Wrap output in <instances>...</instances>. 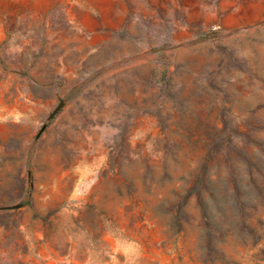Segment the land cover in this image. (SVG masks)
<instances>
[{"label": "rangeland", "instance_id": "obj_1", "mask_svg": "<svg viewBox=\"0 0 264 264\" xmlns=\"http://www.w3.org/2000/svg\"><path fill=\"white\" fill-rule=\"evenodd\" d=\"M0 264H264V0H0Z\"/></svg>", "mask_w": 264, "mask_h": 264}]
</instances>
